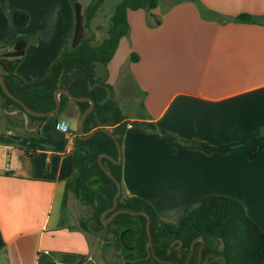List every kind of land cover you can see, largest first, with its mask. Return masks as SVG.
I'll return each instance as SVG.
<instances>
[{"label": "crops", "instance_id": "0c3cea01", "mask_svg": "<svg viewBox=\"0 0 264 264\" xmlns=\"http://www.w3.org/2000/svg\"><path fill=\"white\" fill-rule=\"evenodd\" d=\"M199 1L255 21L204 18L190 0H158L151 11L159 23L148 25L142 8L128 10V33L106 66L96 65L123 120L136 121L120 145L123 192L175 224L204 197L231 196L264 231V148L250 159L242 150L205 152L181 142L217 146L264 133V0ZM76 6L80 21L83 5ZM17 11L27 14L25 24L15 22ZM73 17L68 0H0V45L9 46L0 74L17 60L22 81L42 80ZM18 35L26 39L11 45ZM82 35L79 26L73 44ZM80 115L71 98L40 121L0 108V264H92L70 203ZM62 120L72 136L57 128Z\"/></svg>", "mask_w": 264, "mask_h": 264}, {"label": "trees", "instance_id": "16d2710c", "mask_svg": "<svg viewBox=\"0 0 264 264\" xmlns=\"http://www.w3.org/2000/svg\"><path fill=\"white\" fill-rule=\"evenodd\" d=\"M68 1L74 12L72 25L68 30L60 53L48 67L45 77L35 82L22 81L14 73L18 62L14 60L10 69L3 76L4 81L10 92L28 107L38 111H47L55 106L53 93L59 85L58 78L61 74L60 86L69 89L73 95L90 96L94 100V107L85 119L83 131L87 132L91 128L111 125L110 130L121 145L127 124H135L136 121L123 120V114L110 96V85L96 75V65L106 66L107 62L112 58L120 38L128 33V10L142 8L146 11L148 25L154 26L159 23V18L151 11L158 4V0H118L109 16L105 35L98 42L93 41L90 20L104 0H89L84 5L82 12L83 35L78 43L73 44L72 42L71 45L68 42L71 34L72 39L74 35L73 31L77 19V0ZM190 1L196 4L204 18L218 21H255L254 17L249 13L242 12L233 17H224V15L207 8L199 0ZM27 18V14L24 11L15 13V22L18 25L25 24ZM22 39H26V36H16L11 45ZM8 49L9 46L0 45V56L6 53ZM129 59L135 61L138 59V55L132 52ZM59 97L61 105L58 112L63 109L65 100L69 99L62 93ZM75 103L80 113L89 104L88 101H75ZM0 108L6 111L17 110L39 121L45 117L27 112L20 103L3 91L1 85ZM76 141L75 171L69 181V188L71 192L91 206L90 220L96 224L94 229H105L109 239L104 243V246L109 242V244L119 248L122 257L129 259L126 264H142L151 261V257L140 260L134 259L139 255L145 254L147 236L144 226L145 217L143 215L119 213L108 224H103L100 219L101 212L112 204L116 186L100 168L97 157L101 153H107L116 158L117 149L114 140L107 133L97 131L86 139L76 137ZM181 142L188 147L205 152L217 151L226 153L242 150L251 159L256 157L264 148V133L217 146L195 139L181 140ZM102 163L121 184V193L116 208L142 210L148 213L154 250L158 256L183 264L191 239L200 236L204 240L200 264H264V231L250 218L239 199L226 195H209L185 213L177 224L167 222L158 216L147 200L139 196L124 194L121 161L114 163L109 158L103 157ZM79 224L84 230H88L86 223L79 221ZM172 234L180 235L182 238L180 254L165 255L164 248L169 247L167 239L171 238L170 235ZM135 235L137 236V241L134 243L132 242V237ZM199 243L197 242L195 246L197 247ZM124 244H133L134 248L129 250L124 247ZM3 245L4 242L0 235V249ZM175 245H178V243H175ZM194 258L195 255L190 259L189 264L194 262Z\"/></svg>", "mask_w": 264, "mask_h": 264}, {"label": "rangeland", "instance_id": "374dc122", "mask_svg": "<svg viewBox=\"0 0 264 264\" xmlns=\"http://www.w3.org/2000/svg\"><path fill=\"white\" fill-rule=\"evenodd\" d=\"M83 7L89 0H79ZM118 0H104L102 4L98 7L94 15L90 20V30L93 34V41L98 42L100 41L103 36L105 35L107 24L109 21V16L112 12V8L114 4ZM83 12V9H82ZM83 18L78 21L76 19L75 29L73 34L75 33L76 29L82 26ZM69 45L72 44V34L69 39ZM90 184V183H89ZM71 206L73 207L76 218L78 221H83L88 226L87 234L90 241L91 246V254H92V264H121V256L119 254V248L114 245L109 244L108 246H104V243L108 241L109 237L105 233L104 228H100L98 230L94 229L96 227L94 221L90 220L91 215V206L85 203L81 198L76 196L75 194H71ZM73 199V201H72ZM107 215L103 216L106 219Z\"/></svg>", "mask_w": 264, "mask_h": 264}, {"label": "water", "instance_id": "95a60500", "mask_svg": "<svg viewBox=\"0 0 264 264\" xmlns=\"http://www.w3.org/2000/svg\"><path fill=\"white\" fill-rule=\"evenodd\" d=\"M61 78H62V75L60 74L59 78H58V84L59 85L54 90V93H53V96H54V99H55V106L52 109L47 110V111H38V110L31 109L23 101H21L16 96H14L10 92V90L8 89V87H7V85H6L5 81H4V77L1 74H0V85H1V87L3 89V91L9 97H11L12 99L16 100L18 103H20L27 112H29L31 114L38 115V116H44V115H48V114H52V113H57L59 111V108H60V105H61V101H60V97H59V95L61 93L65 94L67 97L71 98L74 101H88V103H89L88 106L84 109V111L81 113L80 118H79L78 136L81 139H86V138H89L90 136H92L97 131H103V132L107 133L115 142L116 149H117V157L116 158H114L112 155L107 154V153H101L97 157V161H98V164H99L100 168L114 182V184L116 186V191H115V194L113 196L112 204H111V206L108 209V210H113L116 207L119 195L121 193V184L117 180V178L108 169H106V167L102 163V158L106 157V158H109L114 163H119L121 161V147H120V144L117 141L115 135L112 133V131L109 128L105 127V126L95 127L90 132H88L86 134H83L84 122H85V119H86L87 115L92 111V109L94 107V100L90 96H76V95H73L70 92L69 89H67L66 87L60 86ZM118 213L142 214V215L145 216V218H146V231H147V235H148V244L147 245L149 247H151L152 240H151V235H150V232H149L150 217H149L148 213H146L145 211H142V210H130V209H125V208H119V209H116L113 212L111 217L114 216L115 214H118ZM104 214H105V212L102 213V216ZM199 258H200V256H199ZM167 262L171 263V264H178V263L173 262V261H167ZM184 264H188V259L186 260V262Z\"/></svg>", "mask_w": 264, "mask_h": 264}, {"label": "flooded vegetation", "instance_id": "af4514ba", "mask_svg": "<svg viewBox=\"0 0 264 264\" xmlns=\"http://www.w3.org/2000/svg\"><path fill=\"white\" fill-rule=\"evenodd\" d=\"M109 208H107L106 210L102 211L101 214H100V219L102 221L103 224H108L112 221V219L118 215V214H115L114 216L111 217V215L113 214V212L117 209L116 207L113 209V210H108ZM105 212V214L107 215L106 219L103 218V215L102 216V213ZM132 215H139V214H132ZM142 215V214H140ZM144 216V215H143ZM111 217V218H110ZM145 217V216H144ZM145 232H146V236H147V240H146V246H145V254L142 255V256H137L136 258H134L135 260L137 259H148V258H152L151 261L149 262H144L142 264H157L156 262H161V263H167V264H171V263H168L167 261H173V260H170V259H167V258H162L160 256H158L156 253H155V250H154V243H153V239H152V234H151V231H150V225H149V232H150V235H151V240H152V245L151 247H149L147 244H148V235H147V231H146V218H145ZM123 232V231H122ZM121 232V234H122ZM171 238H168L167 241L169 243V247H165L164 251H165V255H178L180 254V245L182 244V238L181 236L179 235H176V234H172L170 235ZM107 237H109L107 235ZM137 241V236H133L132 237V242H136ZM197 242H200L199 245L196 247L195 244ZM175 243H178V245H175ZM124 247H127L129 250H132L134 248L133 244H124ZM203 247H204V240L200 237V236H196V237H193L191 239V243H190V247H189V250L187 252V255L185 257V260L183 262V264L186 262V260L188 259V264L190 262V259L195 255V258H194V262L192 264H200L201 263V260H202V250H203ZM120 251V250H119ZM120 256H121V264H126V262L129 260L128 258H124L122 257V254H121V251L119 252ZM200 256V258H199ZM175 262V261H173ZM177 263V262H176ZM179 264V263H178Z\"/></svg>", "mask_w": 264, "mask_h": 264}, {"label": "built area", "instance_id": "2783aa9c", "mask_svg": "<svg viewBox=\"0 0 264 264\" xmlns=\"http://www.w3.org/2000/svg\"><path fill=\"white\" fill-rule=\"evenodd\" d=\"M57 128L60 129L61 131H63L67 136H72V131L68 125L67 122L65 121H60L59 123H57Z\"/></svg>", "mask_w": 264, "mask_h": 264}]
</instances>
